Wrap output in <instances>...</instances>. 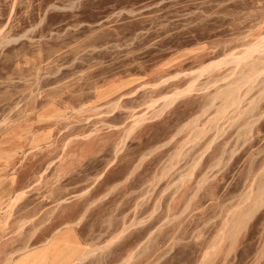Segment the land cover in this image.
Here are the masks:
<instances>
[{
  "label": "rangeland",
  "instance_id": "rangeland-1",
  "mask_svg": "<svg viewBox=\"0 0 264 264\" xmlns=\"http://www.w3.org/2000/svg\"><path fill=\"white\" fill-rule=\"evenodd\" d=\"M0 264H264V0H0Z\"/></svg>",
  "mask_w": 264,
  "mask_h": 264
},
{
  "label": "bare ground",
  "instance_id": "bare-ground-1",
  "mask_svg": "<svg viewBox=\"0 0 264 264\" xmlns=\"http://www.w3.org/2000/svg\"><path fill=\"white\" fill-rule=\"evenodd\" d=\"M228 59H229V58H228ZM230 59H237V57H236V56H231ZM226 61H227V59H223V60H219L218 62H219V63H224V62H226ZM218 62H213V63H211L207 69H212V68H214V67L216 66V63H218Z\"/></svg>",
  "mask_w": 264,
  "mask_h": 264
}]
</instances>
